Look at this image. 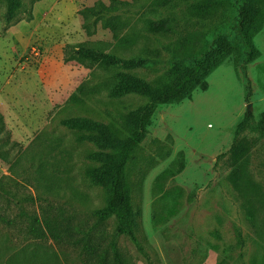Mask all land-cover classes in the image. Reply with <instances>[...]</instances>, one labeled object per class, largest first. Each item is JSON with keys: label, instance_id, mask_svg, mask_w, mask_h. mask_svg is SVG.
<instances>
[{"label": "rangeland", "instance_id": "obj_1", "mask_svg": "<svg viewBox=\"0 0 264 264\" xmlns=\"http://www.w3.org/2000/svg\"><path fill=\"white\" fill-rule=\"evenodd\" d=\"M21 1L23 7L6 24L7 3L0 0V114L9 140L2 151L10 161L0 160V264H85L75 248L48 237L35 239L29 232L33 218L47 206L64 208L75 221L93 223L91 212L102 208L107 199L105 189L91 184L85 174L97 166L88 156L100 150L79 142L78 133L61 122L85 117L125 138L132 129L130 119L141 111L146 98L128 94L110 99L102 86L113 71L63 62L67 44L112 41L110 32L100 22L94 25L93 19L89 20L93 34L87 36L79 15L98 2L109 6L110 0ZM40 1L43 10L36 11L34 20V7ZM119 1L128 3L116 13L126 25L120 36L132 38L135 46L113 48L112 53L125 59L152 57L150 66L134 72L152 86L166 82L174 52L188 38L198 37L199 48L220 32L231 45L238 44L234 0H223L205 18L196 16L191 7L194 0ZM248 1L253 10L264 13V0ZM166 19L175 21L173 34L149 33V23ZM253 43L263 62L248 77L259 93L264 81V25ZM190 55L187 51L185 58ZM232 59L211 74L218 80L208 92L195 89L189 99L155 110L149 134L128 168L132 204L142 212L136 233L141 250L124 236L118 241L128 264L204 260L203 264H264V138L249 122L237 138L243 146L241 157L234 160L226 155L217 162L209 158L225 153L214 147L211 130L216 122L222 119L228 124L238 111L240 117L249 110L254 120L264 113L263 94L252 97L248 105L243 103L240 74L227 73ZM84 82L98 93L81 104L70 103L69 96ZM179 152L187 157L189 171L154 183ZM196 168L201 174L198 180L183 188ZM236 171L241 174L238 183ZM160 188L163 192L157 193ZM191 192L193 196H188ZM108 222L110 233L114 221Z\"/></svg>", "mask_w": 264, "mask_h": 264}, {"label": "trees", "instance_id": "obj_2", "mask_svg": "<svg viewBox=\"0 0 264 264\" xmlns=\"http://www.w3.org/2000/svg\"><path fill=\"white\" fill-rule=\"evenodd\" d=\"M7 9L4 15L6 24L11 23L18 11L23 7L21 0H5ZM223 0H194L191 7L196 16L205 18L211 16ZM237 8L233 18V30L238 39L236 47L229 43L227 36L216 33L206 45L198 48V37L188 38L182 42L174 52L170 64V72L166 82L152 86L150 83L135 75V71L151 65L152 57L137 55L131 58H121L112 53L113 48L131 50L135 46L132 38L120 36L126 27L116 14L121 8L128 5L119 0H110L109 6L96 3L90 8L79 12L82 18V28L87 36H91L89 20L93 24L100 22L104 30L111 34V42H83L77 45H65L62 51L63 62H76L87 67L113 71L108 77L103 88L108 97L116 98L128 94H137L146 98V103L139 113L131 120V132L128 137L121 138L106 125L89 118H69L61 125L70 131L78 133L79 142H88L100 151L91 153L88 159L97 164L86 171L89 182L105 189L107 199L102 208L91 212L94 219L89 223L87 219L75 221V216L69 214L62 207L47 206L41 210L39 217H34L30 224L29 232L35 239L48 237L57 244L71 246L84 256L85 264H128L118 245L119 239L128 238L136 248L141 250L137 238L142 212L135 209L132 204L131 190L128 183V168L133 161L137 150L149 134L148 127L151 118L159 106L178 103L189 99L195 89L206 91L208 77L222 64L232 59V67L240 74L243 85V100L246 105L252 98L251 81L247 75V65L260 57V52L253 43V38L262 30L264 13L260 9H252L248 0H234ZM32 15L29 16V19ZM148 31L152 35L167 36L175 31V21L171 19L160 20L148 24ZM191 55L185 58L186 52ZM234 56H239L237 59ZM90 76H95L90 73ZM98 93L95 88L81 83L68 98L72 104L78 105L93 94ZM251 122L254 129L264 138V113H260L257 120L253 114L246 110L236 127L231 148L216 157L218 159L230 155L237 160L244 153L243 146L238 143V136L246 125ZM5 141H1L5 138ZM8 132L5 129L3 117L0 114V160L9 163L8 157L3 154V149L9 144ZM169 156V152L167 153ZM43 167V163L40 165ZM185 168V154L179 152L169 166L154 177V183L169 178H174ZM43 176V171L39 172ZM241 174L234 173V180L239 182ZM159 189L157 193H162ZM156 193H153L155 196ZM188 196H193V192ZM114 221L113 230L107 231L108 221ZM241 237V233H238ZM242 245V240H240Z\"/></svg>", "mask_w": 264, "mask_h": 264}, {"label": "crops", "instance_id": "obj_3", "mask_svg": "<svg viewBox=\"0 0 264 264\" xmlns=\"http://www.w3.org/2000/svg\"><path fill=\"white\" fill-rule=\"evenodd\" d=\"M42 1H40L39 3H37L36 6L34 7V12H33L34 20H35V13H36V11L39 8H41L40 4H42L41 3ZM42 10H43V8H41L40 11H42ZM258 59L256 61H254L253 63L247 65L246 71H247V75L248 76L250 75V72L252 71V69L254 70L257 66H259V64H261L263 62V60H262L263 59V54H262V59H259V60ZM227 73L228 74L231 73V74L235 75V72H234L233 67H231L230 70L228 69V72ZM215 76L216 75H210L208 77V79H207L208 89L205 92H208L211 89L212 83L215 82V80H218L217 77H215ZM239 77H240L241 84H242V78H241L240 75H239ZM251 86H252V97H253V99L258 94H263L264 95V81H263V83L260 86L259 93H256L255 84L253 82L251 83ZM225 113H227L229 115L230 114L232 115V113H230L226 109H225ZM238 113H239V111H238ZM238 113H236L235 116H233L234 117L233 120H231V122H229L228 124H227V122H225V120H222V119L219 120L218 122L215 123L214 130H211V134L214 136V147L217 149V152H220V153L221 152H227L231 148L236 127H237V125L239 124V122L241 121V119L243 117V115H241L239 117L240 113L239 114ZM225 125H229V127H225ZM209 158H210V162H212V161L215 162V160H216V157L215 156L214 157H209ZM187 170L189 171V166H188V160H187V157H186V160H185V168H184V170L181 173H183V172H185ZM199 171H200L199 168H196L195 170H193V171L191 170L190 171V172H192V179H188L190 181L187 180V182L182 185L183 188H187L191 182L198 180V175H199L198 172ZM205 174H206L205 175L206 181H208L209 180V174H207L206 171H205ZM205 261L206 260H204L200 264H203Z\"/></svg>", "mask_w": 264, "mask_h": 264}]
</instances>
